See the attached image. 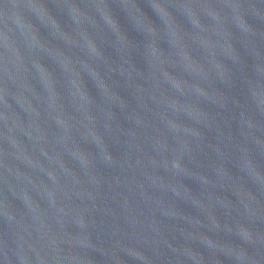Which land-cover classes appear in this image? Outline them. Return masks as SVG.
<instances>
[{
  "label": "water",
  "instance_id": "obj_1",
  "mask_svg": "<svg viewBox=\"0 0 264 264\" xmlns=\"http://www.w3.org/2000/svg\"><path fill=\"white\" fill-rule=\"evenodd\" d=\"M0 264H264V0H0Z\"/></svg>",
  "mask_w": 264,
  "mask_h": 264
}]
</instances>
